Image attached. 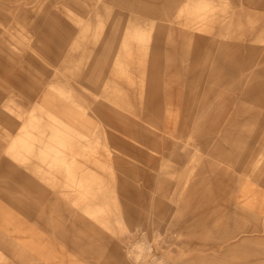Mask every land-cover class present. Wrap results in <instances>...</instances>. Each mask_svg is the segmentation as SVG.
Wrapping results in <instances>:
<instances>
[{
	"label": "rangeland",
	"instance_id": "obj_1",
	"mask_svg": "<svg viewBox=\"0 0 264 264\" xmlns=\"http://www.w3.org/2000/svg\"><path fill=\"white\" fill-rule=\"evenodd\" d=\"M0 264H264V0H0Z\"/></svg>",
	"mask_w": 264,
	"mask_h": 264
}]
</instances>
